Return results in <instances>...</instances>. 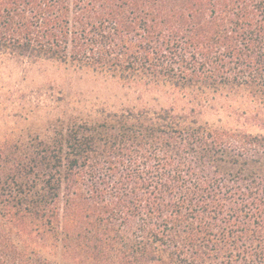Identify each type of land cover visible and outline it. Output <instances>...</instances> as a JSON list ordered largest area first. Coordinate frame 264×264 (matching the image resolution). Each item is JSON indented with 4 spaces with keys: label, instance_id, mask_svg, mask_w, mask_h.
Segmentation results:
<instances>
[{
    "label": "trees",
    "instance_id": "1",
    "mask_svg": "<svg viewBox=\"0 0 264 264\" xmlns=\"http://www.w3.org/2000/svg\"><path fill=\"white\" fill-rule=\"evenodd\" d=\"M0 58L138 93L2 137L0 264H264V0H0Z\"/></svg>",
    "mask_w": 264,
    "mask_h": 264
},
{
    "label": "rangeland",
    "instance_id": "2",
    "mask_svg": "<svg viewBox=\"0 0 264 264\" xmlns=\"http://www.w3.org/2000/svg\"><path fill=\"white\" fill-rule=\"evenodd\" d=\"M137 94L110 79L58 64L0 58V140L37 132L61 107L115 110L132 103ZM143 96L152 106L174 102L164 93ZM219 116L226 122L213 111H206L203 119L215 122Z\"/></svg>",
    "mask_w": 264,
    "mask_h": 264
}]
</instances>
